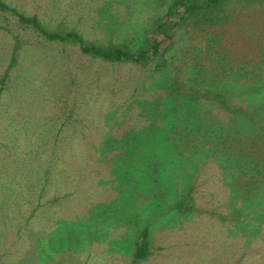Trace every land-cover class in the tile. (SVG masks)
<instances>
[{"label": "rangeland", "instance_id": "rangeland-1", "mask_svg": "<svg viewBox=\"0 0 264 264\" xmlns=\"http://www.w3.org/2000/svg\"><path fill=\"white\" fill-rule=\"evenodd\" d=\"M3 1L51 28L131 47L171 2L141 3L134 14L135 0ZM15 36L21 51L10 66ZM40 42L14 16L0 17V177L11 182L37 165L18 198L10 194L16 184L0 188L9 197L0 209V264H127L147 224L153 255L143 264H264V218H255L264 204L247 201L243 210L247 197H236L235 176L222 166V136L248 133L242 120L215 105L181 107L167 90L168 74L150 79L149 69ZM167 59L186 61L183 46ZM259 85L231 77L210 88L264 119V89L252 88ZM179 116L188 121L173 131ZM199 118L203 130L193 125ZM190 191L196 212L174 213Z\"/></svg>", "mask_w": 264, "mask_h": 264}, {"label": "trees", "instance_id": "trees-1", "mask_svg": "<svg viewBox=\"0 0 264 264\" xmlns=\"http://www.w3.org/2000/svg\"><path fill=\"white\" fill-rule=\"evenodd\" d=\"M150 2L135 0L134 14L143 10L141 3ZM8 15L14 16L19 27L41 40L40 43L74 46L84 57L109 65H133L143 70L149 69L150 79L158 74H168L167 90L171 91V97L175 96L181 102V107L215 105L233 119L242 120V125L249 128L248 133L235 128L236 131L228 129L222 136L219 145L224 153L228 152L222 155V166L235 176L236 197L243 198L244 194L247 197L243 210L247 201H253L248 207L264 204V119L257 114V109L251 112L233 104L231 96L224 90L210 88L218 85L224 88L225 82L233 77L251 85L261 83L258 87H252L257 93L264 89V0H171L165 10L152 17L144 30L141 44L135 47L126 42L87 40L76 29L51 28L37 15L26 16L0 0V17ZM15 40L17 43L10 66H14L20 57L19 37L15 36ZM182 46L187 55L186 61L172 65L168 62V54ZM6 76L7 72L1 79L2 83H5ZM182 118L188 121L187 117L179 116L173 131L184 125ZM199 119L193 125L197 130H203L205 121ZM132 145L129 144L131 153H134ZM129 146L125 147V156L130 154V151L127 152ZM29 166V174L12 177L11 182L16 184V188L10 192L13 198L19 197L17 193L20 187L34 179L32 173L37 169L36 162ZM48 169L44 170L45 176ZM9 182L0 177V188L5 190ZM8 200L9 197L0 196L1 210L8 207ZM172 211L186 216L196 212V199L192 191L185 199L178 200ZM255 218H264V210L257 211ZM150 234L149 224L142 227L131 243L127 264H143L151 258L153 241ZM67 239L64 244L69 242Z\"/></svg>", "mask_w": 264, "mask_h": 264}]
</instances>
